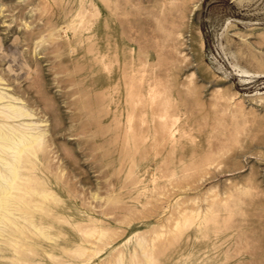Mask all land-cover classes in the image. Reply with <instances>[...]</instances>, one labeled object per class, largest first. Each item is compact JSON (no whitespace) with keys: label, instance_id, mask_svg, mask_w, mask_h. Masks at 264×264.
Wrapping results in <instances>:
<instances>
[{"label":"rangeland","instance_id":"obj_1","mask_svg":"<svg viewBox=\"0 0 264 264\" xmlns=\"http://www.w3.org/2000/svg\"><path fill=\"white\" fill-rule=\"evenodd\" d=\"M0 77L43 133L0 264H264V0H0Z\"/></svg>","mask_w":264,"mask_h":264},{"label":"bare ground","instance_id":"obj_2","mask_svg":"<svg viewBox=\"0 0 264 264\" xmlns=\"http://www.w3.org/2000/svg\"><path fill=\"white\" fill-rule=\"evenodd\" d=\"M2 81L0 77V84ZM3 90L8 89L0 87V220L8 218L15 222L12 207L21 202L20 191L27 192L24 184L30 178L24 170L35 164L42 147L43 133L35 127L30 130L14 125L15 120L19 122L32 113L19 105L20 97L14 94L15 90L14 93ZM4 231L0 226V235Z\"/></svg>","mask_w":264,"mask_h":264}]
</instances>
